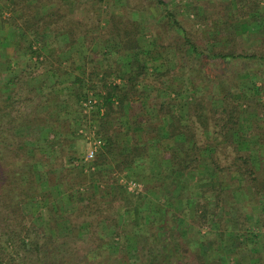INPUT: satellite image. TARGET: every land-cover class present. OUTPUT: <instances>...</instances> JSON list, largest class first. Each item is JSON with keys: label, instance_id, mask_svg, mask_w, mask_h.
Returning <instances> with one entry per match:
<instances>
[{"label": "trees", "instance_id": "1", "mask_svg": "<svg viewBox=\"0 0 264 264\" xmlns=\"http://www.w3.org/2000/svg\"><path fill=\"white\" fill-rule=\"evenodd\" d=\"M88 3L78 8L86 15L95 10ZM156 3L167 7L161 0ZM54 4L22 20L27 29L19 31L20 42L28 40L21 54H30V61L35 57L34 67L50 63L43 73L30 76L35 85L23 103L31 101L33 110H8L0 117V264H210L203 253L207 235L199 233L203 227L214 233L217 251L229 233L240 242L233 254L245 255L247 264H264V153L250 144L252 137L257 145L264 144V128L258 125L264 121V92L257 82L246 89L233 83L209 95L208 84L196 85L190 78L174 81L175 69L159 58L155 39H141L135 21L113 13L104 19L80 18ZM231 4L238 19L212 25L209 47L198 46L174 13L164 12L183 33L188 61L243 60L264 68V0ZM244 36L252 46L248 51L224 47ZM5 62L0 65L7 71L0 80V113L8 109L14 86L26 84L13 70L17 62ZM63 62L81 75L87 65L103 66L67 83L60 80L68 73L61 69ZM45 74L53 81L39 79ZM237 76L246 80L250 73L244 69ZM88 98L95 100V108L86 112ZM245 113L254 114L246 118ZM92 122L102 145L90 161L84 152L79 163L70 158L79 166L73 171L81 170L71 174V186H63L69 172L57 173L59 156L53 151L47 156L43 146L21 131L35 126L43 133L48 128L50 147L63 148L69 140L57 139L64 130L72 135ZM227 146L232 158L222 165L217 153ZM84 169L88 182L82 178ZM47 170L57 176L51 190L45 186ZM115 172L142 179L144 191H128ZM25 205L37 210L26 211ZM33 219L40 223L43 242L29 239L33 229L27 222ZM191 225L197 231L192 233ZM83 241L90 244L76 257L75 247ZM100 256L105 259L94 260Z\"/></svg>", "mask_w": 264, "mask_h": 264}, {"label": "rangeland", "instance_id": "2", "mask_svg": "<svg viewBox=\"0 0 264 264\" xmlns=\"http://www.w3.org/2000/svg\"><path fill=\"white\" fill-rule=\"evenodd\" d=\"M88 1L90 6H95V10L92 11L89 15L83 14V11L79 8V5L83 2ZM108 1V2H107ZM163 4H165L167 9L169 11L173 12L176 19L181 23L182 27L190 33V37L193 39V41L200 47H209L210 44L206 39H210V34L212 33V25H214L216 22H219L220 20H232L238 19V11H235L234 8H232L231 1L234 0H161ZM60 5L63 9H66L65 12L72 13L76 12L77 16L80 18H86V17H92L93 19H97V16L100 15L101 19L108 18L111 16L110 14L113 13L114 16H119L120 19L128 20L129 22L135 21L136 24L139 25V33L141 39L148 42L153 39L156 40L157 47V55H159V58L163 60L164 63L169 67L172 66V68L175 69L176 73L174 75V81L179 82V80H187L188 78L193 79L195 81L196 85L201 84H208L209 88V95L217 94L218 92L222 91L223 88L226 89L227 87L231 86V84L234 83L236 87L241 88H247L251 86L252 82H257V86L262 89L264 92V68L261 66H257L256 64L249 63L243 60H231V61H214L210 62L209 60H201V61H192L186 59L188 52L186 51L187 46H183V33L181 29L174 28L173 24L170 22L171 20L169 17L166 16L165 10L166 8L162 7L161 5L156 3V0H0V28L4 29L6 32L12 31L13 35L12 37H9L6 39V46L2 45L3 42L0 41V59L5 57V64L10 63L11 59L13 61H16V66L13 68L17 71V74L26 80V84H24L22 81H20L19 84L14 86V96L11 98V102L8 106V109H6L4 112L0 113V117H3L2 115H5L8 110L19 111L28 113L33 110V106L31 104V101H26L23 103L24 98H28L32 96L29 92V87H31L33 84L34 78H30V76H36L37 74L43 73L45 68L50 63H45L44 65H40L38 67H34V61L35 57H32V60L30 61V54H26L23 56L22 51L25 48V45L27 44L26 40L25 42H20V32L22 30L27 29V25L22 26V20L24 21L27 18H32L36 14H43L44 12H47L50 10L55 4ZM109 4V5H108ZM197 5L198 9L195 8ZM60 13H62V10H60ZM57 17V16H56ZM74 16H71L70 18L73 20ZM90 19L93 20V19ZM240 19V18H239ZM70 20V19H69ZM247 18H241V21L244 23L246 22ZM69 22V21H68ZM217 24V23H216ZM18 26V27H17ZM20 27V28H19ZM22 29V30H21ZM30 30V29H29ZM31 31L27 30V35L30 34ZM97 33V32H96ZM95 33V34H96ZM106 33V29L99 31V36ZM94 34V33H93ZM96 35H94L95 37ZM245 37V36H244ZM32 38V37H31ZM223 38H226L225 36ZM242 40H237L236 43L229 42L228 46H224L227 49H234L237 52H243L248 51L252 46L250 43V40L248 38H243ZM30 40V39H29ZM154 40V41H155ZM154 43V42H153ZM152 43V45H153ZM209 44V46H207ZM21 45V47H20ZM221 45V44H220ZM219 45V46H220ZM19 46V47H18ZM222 47V46H220ZM22 48V50L20 49ZM79 49L77 46L75 49ZM49 49V52H55L56 48ZM21 51V52H20ZM179 51V52H178ZM50 52V53H51ZM73 52H76L74 50ZM74 62L76 65H80V61L77 60L75 57ZM3 60V62L5 61ZM160 60V59H159ZM1 61V60H0ZM66 63V64H65ZM183 63H185L188 68L183 67ZM1 65V62H0ZM34 65V66H33ZM103 65L100 64V66L95 65H87L85 72L81 75V71L79 70H71L72 66L71 64H67V62H63L61 69L67 71V74H64L60 76V80L69 82L73 79L75 75L78 76H87L91 71L98 70ZM0 66V80L5 79L7 77V71H2ZM191 69L193 71L197 72H191ZM246 69L250 73V78L246 80H239L238 74ZM73 71L72 73H69ZM93 73V72H92ZM91 73V75H93ZM47 76V77H46ZM48 74L43 75L42 81L47 80L48 82L53 81L52 78L48 77ZM46 78V79H45ZM94 80L96 79L94 76H92ZM112 78L110 77V80ZM260 79V80H259ZM28 83V84H27ZM211 83V84H209ZM187 85V84H186ZM57 89L61 91L62 86L61 84H57ZM23 88V89H22ZM207 88V89H208ZM227 88V89H228ZM46 89H48V86H46ZM237 89V88H236ZM234 91V89H233ZM58 92V91H57ZM151 98L155 97L156 92L150 91ZM184 97L185 94H182ZM236 95V94H235ZM66 96H63V98ZM62 99V97L60 98ZM96 99V98H95ZM261 99L263 100L264 104V95L261 96ZM65 102L68 100V97L64 98ZM183 101V100H182ZM182 101L180 102L182 104ZM72 109V108H71ZM251 112H254L252 109ZM261 111H264V107L261 108ZM264 113V112H263ZM254 113L250 114H244L246 118L252 117ZM248 116V117H247ZM261 116V114H260ZM94 122V121H93ZM92 122V126L93 123ZM261 128H264V121H260L259 124ZM91 125H87L80 127L81 130L86 131L89 129ZM77 133H74L70 135L68 134V129L64 130L62 132L63 136H61L59 140L67 139L69 140L67 143H63L62 147H58V145H55L54 147H50V143L48 142V139L52 138V135L46 136V133L48 131V128L45 129L43 133H40V130L36 128L35 126H30L25 129H22V133H25L27 135V140H34L36 141V146L42 147L46 149V155L51 157V151L55 152L57 157V161L59 160V166L58 171L61 172V170H66L65 172H69L70 175L67 176L64 185L71 186L72 184V175L76 173V171L80 172L81 170H75L73 171V167L75 165V168L77 166V163L75 164L70 163V158L74 157L77 158L80 161V153L84 152V150L87 147V142L80 134L79 130ZM95 129V126H94ZM96 130V129H95ZM70 131V130H69ZM43 134V135H42ZM45 134V135H44ZM66 134V136H64ZM43 136L47 137L43 139ZM68 137V138H66ZM73 139V142L69 143ZM257 141V140H256ZM255 141L254 137L250 139V144L253 148H255L257 151L259 150L261 153H264V144L263 145H257V142ZM231 149L230 147H225L224 149L221 148V151L217 153V156H219V161L222 165H225L231 158L232 155H230ZM151 160V159H150ZM57 164V165H58ZM81 164V162H80ZM62 165V166H60ZM151 165V163H148V167ZM79 167V166H77ZM49 169V167H46ZM78 169V168H76ZM49 170L46 172V183L45 186H47V189L51 190L53 187V184L56 181L57 176H55L52 173H48ZM114 177H119V182L124 183V181L127 180H134L136 181L138 188L134 192H143L145 182L142 179L135 180L134 178L128 177L126 172L118 173L115 172L113 174ZM82 178L88 182V173L84 169L82 170ZM235 179H237L235 177ZM216 180V179H215ZM225 183H228L226 180H224ZM243 191H239L236 195L238 199H242ZM157 196V195H156ZM155 197V196H154ZM25 202V201H24ZM23 202V203H24ZM159 202V200H157ZM28 209V210H27ZM25 210L29 211L31 213H35L37 210V207H34L32 205H25ZM44 211V210H43ZM44 214V212H43ZM188 222H191L192 220L188 219ZM29 229H33V233L31 232V235L29 236V239H34L35 241L43 242L42 234L39 232V226L40 223L36 221V219H33L32 221L27 222ZM176 225V224H175ZM41 227V226H40ZM190 231H197L194 226L191 225ZM201 234H206L207 239H205V243L203 244V253L205 256L209 258L208 261H210V264H213L216 259L222 260L224 264H247V260L245 255H235L233 248L236 245H239L240 242H238L235 238L232 236H229V233L224 234V238H222V249L219 251L215 248V240H214V233L208 232V229L206 227H203L200 229ZM223 237V236H222ZM264 237V235H263ZM207 241V242H206ZM264 241V240H262ZM90 241H83L79 242V244L75 247V252L77 253L76 257H80L84 251H86L87 247L89 246ZM228 255H231L228 257ZM193 258V256H189V258ZM243 257V258H240ZM188 258V259H189ZM191 258V259H192ZM104 256H100L98 258H95V261L104 260ZM215 259V260H214ZM223 259H225L223 261ZM213 262V263H212ZM192 264H198L196 260H193L191 262ZM10 264H15V262H11Z\"/></svg>", "mask_w": 264, "mask_h": 264}, {"label": "built area", "instance_id": "3", "mask_svg": "<svg viewBox=\"0 0 264 264\" xmlns=\"http://www.w3.org/2000/svg\"><path fill=\"white\" fill-rule=\"evenodd\" d=\"M94 103H95V100L92 98H88L87 102L83 103V106L86 108V112L93 109ZM79 132H80V134H82V136L84 137V139L87 142V147L85 149L84 159L87 161H90L94 158L98 147H100L102 145V141L99 138V136L96 134V131H95L93 126L89 127V129L86 131H83L80 129ZM123 184H125L127 190L131 191V192L136 191L138 188V185H137L136 181H134V180L124 181Z\"/></svg>", "mask_w": 264, "mask_h": 264}, {"label": "crops", "instance_id": "4", "mask_svg": "<svg viewBox=\"0 0 264 264\" xmlns=\"http://www.w3.org/2000/svg\"><path fill=\"white\" fill-rule=\"evenodd\" d=\"M12 35H13V32L12 31H9V29H8V31L6 32L4 29H1L0 28V41L1 42H3V44L2 45H5L6 46V39H8L9 37H12ZM1 46V45H0ZM0 51H2L1 50V47H0ZM5 59V57L3 56V58H1L0 60V62H3V60ZM95 107H93V109H94ZM91 127V126H90ZM84 157H85V150H84Z\"/></svg>", "mask_w": 264, "mask_h": 264}]
</instances>
